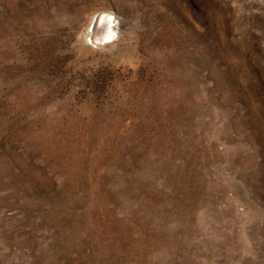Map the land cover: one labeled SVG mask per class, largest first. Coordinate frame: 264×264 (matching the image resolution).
Segmentation results:
<instances>
[{
  "label": "rangeland",
  "instance_id": "obj_1",
  "mask_svg": "<svg viewBox=\"0 0 264 264\" xmlns=\"http://www.w3.org/2000/svg\"><path fill=\"white\" fill-rule=\"evenodd\" d=\"M0 264H264V0H0Z\"/></svg>",
  "mask_w": 264,
  "mask_h": 264
},
{
  "label": "bare ground",
  "instance_id": "obj_2",
  "mask_svg": "<svg viewBox=\"0 0 264 264\" xmlns=\"http://www.w3.org/2000/svg\"><path fill=\"white\" fill-rule=\"evenodd\" d=\"M106 11V10H105ZM99 12V11H98ZM113 13V12H112ZM116 13V12H115ZM116 15V14H115ZM92 18H93V16L91 17V20H90V22H89V26H88V30H85L84 32H83V44L84 45H86V46H90L91 48H97V47H99V48H103V46H99V45H93L92 43H94V41L98 38V39H100V35H102L103 34V32H104V30L102 29V25H103V20H99V19H97L96 21H94V23L93 22H91L92 21ZM117 18V17H116ZM117 20V19H116ZM92 24V25H91ZM90 25H91V27H90ZM122 25H123V22L121 21V19H118L117 20V24H116V26H115V28H113V32H114V34H115V36L117 35V37H116V39H114L113 41H111V42H109V43H107L108 45L109 44H116V42H117V40H118V37L119 36H121V33H122ZM110 26H111V24H110ZM110 31H112V27H110ZM120 29V30H119ZM118 33H117V32ZM119 31L121 32V33H119ZM110 34H111V32H109ZM124 34V33H123ZM114 38V37H113ZM120 38V37H119ZM95 39V40H94ZM120 41V40H119ZM81 42V43H82Z\"/></svg>",
  "mask_w": 264,
  "mask_h": 264
},
{
  "label": "water",
  "instance_id": "obj_3",
  "mask_svg": "<svg viewBox=\"0 0 264 264\" xmlns=\"http://www.w3.org/2000/svg\"><path fill=\"white\" fill-rule=\"evenodd\" d=\"M97 19L103 20L102 21L103 22L102 29L104 30V32L102 35H100V39H98V38L96 40L94 39L95 41L92 44L103 46V45H106L107 43L113 41L114 39H116L117 35L115 36V34L113 32V28H115L117 21H116L115 15L109 11H101V12L95 14L93 16L91 22L94 23V21H96ZM110 24H111V26H110ZM91 25H90V27H91ZM110 27H112V31H110L111 30ZM109 32H111V34Z\"/></svg>",
  "mask_w": 264,
  "mask_h": 264
}]
</instances>
